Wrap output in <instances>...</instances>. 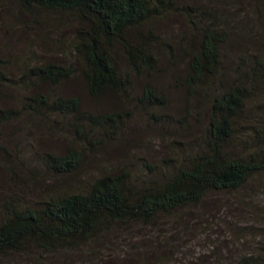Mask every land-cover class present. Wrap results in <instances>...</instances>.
I'll use <instances>...</instances> for the list:
<instances>
[{
  "label": "trees",
  "instance_id": "1",
  "mask_svg": "<svg viewBox=\"0 0 264 264\" xmlns=\"http://www.w3.org/2000/svg\"><path fill=\"white\" fill-rule=\"evenodd\" d=\"M19 2L22 15L30 20L27 27L36 32L30 37L27 60L17 73L12 71L11 57L0 55V86L32 90L24 94L20 109L0 106V124L23 115L39 116L48 130L63 133L62 117H70L67 129L72 134L64 136L71 137L65 150L49 148L35 151L33 156L37 155L48 175L54 177L75 176L84 172L87 163L101 171L79 185L72 183L41 194L31 204L13 196L5 199L1 204L0 256L34 249V264H42L47 255L71 252L101 240L107 243L116 224L155 227L158 220L170 217L182 228L186 225L181 221L183 211L206 205L210 197L218 200L222 194L235 196L238 203L250 201L251 212L264 221L262 206L254 209L259 195L264 202V187L256 183L264 174V30L257 37L259 44L250 38L256 34L246 22L244 0ZM178 14L188 30L196 32L187 43L183 42L187 28L178 37L162 31V21ZM229 19L240 29L233 41H227ZM45 23L58 29L60 25L73 27L68 44L60 39V53L52 59L40 56L37 49H48V40L38 35ZM225 44L239 49L229 61L224 60ZM178 51L186 60L183 73L178 72ZM168 68L188 99L175 122L193 129L194 120L203 116V128L196 137L199 143L171 140L169 154L174 158L165 156L159 164L147 163L151 172L154 168L160 173L148 178L130 175L124 165L121 172L107 165L109 170H103L106 166L101 159L86 163L92 154L110 150L117 136L127 131L132 114L128 110H143L159 125L170 123V114L162 113L169 100L152 80ZM144 77L147 80L140 91L136 82ZM77 79L84 82L91 97L110 100L108 108L91 111L80 96L57 91L60 84ZM0 148L10 159L9 152L2 145ZM40 167L31 173H39ZM242 232L247 230L239 231L238 239L244 245L252 244L254 239L241 236ZM251 247L247 245L228 264H264V241Z\"/></svg>",
  "mask_w": 264,
  "mask_h": 264
},
{
  "label": "rangeland",
  "instance_id": "2",
  "mask_svg": "<svg viewBox=\"0 0 264 264\" xmlns=\"http://www.w3.org/2000/svg\"><path fill=\"white\" fill-rule=\"evenodd\" d=\"M244 5L248 9L246 22L253 25L256 34V36L250 35V38L256 39L255 42L259 44L260 40L257 37L264 30V11L262 13L260 10L264 9V0H244ZM252 5H258L259 9L255 10ZM250 9H254V11ZM22 14L19 0H0V55L11 57L10 64L13 66V73H17L23 61L27 60V50L31 44L30 37H34V32H36L34 29L30 30L29 26L27 27L30 20L25 19ZM50 19L54 20L53 17ZM229 20L227 41H233L240 33V29L233 27V24L236 23L234 19ZM60 26L62 28L58 29L45 23L43 29L38 31V35L41 34L48 40L47 50L40 45V48H37L40 56L51 59L58 57L61 48L58 43L62 40L63 44H68L73 27L72 25ZM186 26L187 24L180 14L162 21V31L166 36L168 33L174 34V37L181 36L187 28L183 39L185 43L196 33L193 30H188ZM245 29L244 34H247ZM46 33L49 34L48 38L45 36ZM246 42L247 40L244 39V44ZM230 45L225 44L223 47L224 60L226 61L231 60L238 49H232V45ZM260 50H263L262 44ZM177 57L178 72L183 73L186 68V60L182 59L184 56L179 51ZM81 79L64 82L57 86V91L66 95L80 96L84 106L91 111L97 112L108 108L110 100L91 97L82 82L83 79L82 81ZM146 80L145 77L137 80L138 90L141 91L142 84ZM152 80L164 90L169 100L168 109L163 110L162 113L170 114V123L159 125L158 121L149 117V114L143 110H128L132 111V114L128 119L127 131L117 136L110 150L92 154L94 158L91 159L92 157L89 156L88 159H85L86 163L87 160L93 162L96 159H101L105 166H110L114 170L119 169L116 172H121L120 166L124 165L122 167H126L125 169L130 171V175L148 178L153 173L158 175L160 173L153 167V172H151L146 166L147 163L159 164L165 156L174 158L172 154H169L171 140H180L181 144L188 143L189 145L199 143L196 137L203 128L201 126L203 116L194 120L193 129L176 123L179 117L178 113L185 109L188 99L185 88L175 80L173 70L168 68L165 71H160ZM31 90V88L23 90V88L15 89L7 85L0 86V106L20 109L23 106L24 94H31ZM192 110H195L194 105ZM32 117L23 115L20 119L0 124V145L10 154L8 156L10 159L5 158L4 150L0 148V216L3 212L1 204L10 196L19 198L20 201L27 200L28 204H31L39 199L41 194L47 195L51 190L68 188L67 186L72 183L79 185L88 181L91 174L101 171L98 167L87 163L84 172L79 171L80 173H76L75 176L57 175L54 177L48 175L50 173L42 165L43 163L37 155L33 156V153L49 148L57 152L64 151L71 138L70 135L68 138L64 136L72 134L71 130L67 129L70 117H62L65 130L62 131L63 133L48 130L44 121L38 118L39 116ZM18 144L21 147L15 149ZM107 166L103 170H109ZM38 167H40V172L32 174L31 170ZM256 183L258 186L264 187V174L256 180ZM260 196L255 199L258 204H256V208L254 206V209H257L259 205L264 211V202L261 201ZM249 205L250 201L238 203L236 197L230 194H222L218 200L215 197H210L206 205L201 204L196 208L182 212L181 221L186 224L185 227L181 228L174 219H169L170 217L162 218V221L156 218L155 220L158 221L155 227L135 222L130 225L116 224L115 229L106 237L107 243L101 240L71 252L64 251L54 256L47 255L42 264H228L239 253H243L247 245H252L251 248H254L258 241H264V224H261L264 221L251 212ZM241 230H247V233L242 232L241 236L248 235L250 239H254L252 244L244 245L238 239L237 233ZM154 238H160V240L156 243L152 242ZM32 253H34V249H31L30 253L10 252L0 256V264H34Z\"/></svg>",
  "mask_w": 264,
  "mask_h": 264
}]
</instances>
